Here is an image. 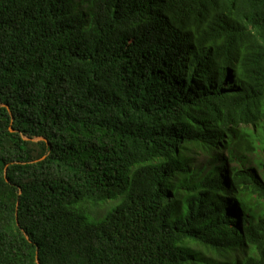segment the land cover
<instances>
[{
	"label": "trees",
	"instance_id": "16d2710c",
	"mask_svg": "<svg viewBox=\"0 0 264 264\" xmlns=\"http://www.w3.org/2000/svg\"><path fill=\"white\" fill-rule=\"evenodd\" d=\"M0 264H264V0H0Z\"/></svg>",
	"mask_w": 264,
	"mask_h": 264
},
{
	"label": "rangeland",
	"instance_id": "374dc122",
	"mask_svg": "<svg viewBox=\"0 0 264 264\" xmlns=\"http://www.w3.org/2000/svg\"><path fill=\"white\" fill-rule=\"evenodd\" d=\"M116 200L110 199L106 202H102L97 206L85 205L84 207V215L88 221H97L103 218V215L107 210H109L114 204Z\"/></svg>",
	"mask_w": 264,
	"mask_h": 264
}]
</instances>
